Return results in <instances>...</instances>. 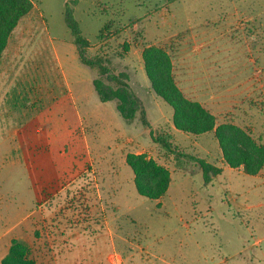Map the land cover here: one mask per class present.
Masks as SVG:
<instances>
[{
	"label": "rangeland",
	"instance_id": "rangeland-1",
	"mask_svg": "<svg viewBox=\"0 0 264 264\" xmlns=\"http://www.w3.org/2000/svg\"><path fill=\"white\" fill-rule=\"evenodd\" d=\"M30 1L32 9L10 33L0 58L2 233L17 223L9 237L27 242L37 264H67L77 257L81 261L72 264H98L107 249L106 229L113 239L112 264H264V165L257 178L222 166L213 132L196 137L176 130L171 108L156 101L146 82L141 59L148 46L171 57L175 34H195L204 21L222 16L257 18V35L264 39V0H77L74 17L89 41L87 56H102L112 72L128 75L148 109V128L124 121L114 101L98 100L92 86L97 72L78 60L63 21L66 0ZM239 39L233 30L225 42L231 58L245 48ZM244 39L250 43L248 35ZM253 70V118L241 120L238 112L230 124L264 145V73ZM229 75L220 76L223 83ZM252 124L262 128L252 131ZM149 132L169 135L173 151L191 158L176 162ZM129 154L169 171L162 198L139 195L125 162ZM198 160L218 170L208 182ZM85 202L90 206L81 208ZM15 207L17 214H11ZM98 210L103 231L95 226L92 211ZM88 220L96 224L89 228Z\"/></svg>",
	"mask_w": 264,
	"mask_h": 264
},
{
	"label": "trees",
	"instance_id": "trees-1",
	"mask_svg": "<svg viewBox=\"0 0 264 264\" xmlns=\"http://www.w3.org/2000/svg\"><path fill=\"white\" fill-rule=\"evenodd\" d=\"M163 1L173 3L179 0ZM76 3L77 0L64 2L63 21L71 35L78 60L97 72L92 86L98 100L101 103L114 101L116 111L124 121L133 123L138 120L142 127L148 128L149 121L144 103L130 85L128 75L112 72L108 61L102 56H87L89 41L81 34L79 24L74 17ZM31 9L30 0H0V58L10 33ZM141 59L151 91L172 110V125L176 130L194 136L213 132L222 158L229 167L241 168L250 176L258 173L264 165V145L257 144L247 133L239 128L236 129L233 125L224 124L214 128V117L198 102L187 99L177 87L172 75L171 57L166 51L148 46L143 49ZM149 134L154 144L173 154L176 162L180 157L191 158L189 155L173 151L169 135H154L152 132ZM125 162L133 172V182L139 195L150 200H158L166 194L171 180L166 168L142 154H129ZM198 163L205 182L218 173V170L203 161L198 160ZM85 206L88 207L90 204L85 202L81 208ZM92 212L98 224L94 221L93 223L103 231L99 210ZM86 222L92 223L90 220ZM34 235L36 236L37 233L34 232ZM0 264H37V262L32 256L29 244L16 238L10 240L8 250L0 260Z\"/></svg>",
	"mask_w": 264,
	"mask_h": 264
},
{
	"label": "crops",
	"instance_id": "crops-1",
	"mask_svg": "<svg viewBox=\"0 0 264 264\" xmlns=\"http://www.w3.org/2000/svg\"><path fill=\"white\" fill-rule=\"evenodd\" d=\"M239 18L240 17L231 18V24L233 25L228 22V20L231 19L224 16L215 19L212 18L209 22L204 21V27H198L201 28L200 32L195 34L187 33L184 36L182 33L175 34V44L171 46V50L174 52L171 55L172 75L177 87L187 99L198 102L214 117V128L220 125L234 123L232 119L238 112L241 113L239 119L241 118V120L247 122L251 121L253 116L250 113L252 112L250 97L252 96V90L256 84L254 83L256 79L252 78L251 75L252 72L254 73L253 69L255 67H259L260 72L264 73V39L258 38L257 18L248 15L242 16L240 18L241 21H239ZM227 23L229 27H226ZM237 23H240V27H235ZM194 28L198 30L197 27ZM233 30L237 32L240 38L238 41H241L242 38V45L245 48H239L238 53L235 52L234 56L231 58V55H229L230 53L226 50L225 42ZM180 35H182V37ZM245 35H248L250 43L245 41ZM170 38H173V35H171ZM220 40H224L222 47L219 43ZM205 48L207 51L203 52ZM177 65L180 67H177ZM226 67H229V69L227 70ZM178 70H180L179 73L177 72ZM227 71L230 73L228 76V83H223V78L220 76ZM146 82L149 85V81L146 80ZM157 98L158 97H156V101L158 100ZM145 110L148 118L149 115L146 106ZM218 123L220 125H218ZM259 125L260 126H254L252 124L251 130L264 128V125ZM216 144L218 145L217 141ZM17 149L18 147L16 145L9 146L10 152L17 151ZM218 162L222 166L231 168L224 162L223 158L219 159ZM251 177H253V175ZM254 178H257V176ZM46 183L47 181L44 182L42 188L45 187ZM31 185L33 186V182H31ZM63 189H66L64 185L58 191L60 192ZM49 196L50 195H48V197ZM16 197L18 196L16 195ZM53 198L54 197L47 198V200H52ZM234 209H243V212L247 213L252 210V207L245 206L244 208L243 206H238L236 208L234 207ZM45 210L46 209H44V214ZM12 211L14 214H17L18 208L15 207V209H12L11 214ZM90 223L91 222H88L89 228L91 226ZM15 226H17V223L10 225L7 229L5 227V231L2 233L3 224L0 223V260L8 250L11 240L9 234ZM80 227H83V225L79 224V226L74 228L76 233L80 230ZM102 239L104 240L102 243L105 244L107 249L104 253V259L100 260L98 264H112L113 262L111 261L110 255L114 253V245L108 229L105 230V235ZM94 245L95 248L98 247V245ZM83 253L84 252H81L80 254ZM83 256L88 260L91 259V256L88 258L85 253ZM80 258L81 257H77L74 259L80 262ZM76 261L69 259L66 260V263L72 264V262ZM84 263L88 262L85 260ZM89 263L97 264V261L94 263L91 259ZM49 264H55V262L50 260Z\"/></svg>",
	"mask_w": 264,
	"mask_h": 264
}]
</instances>
